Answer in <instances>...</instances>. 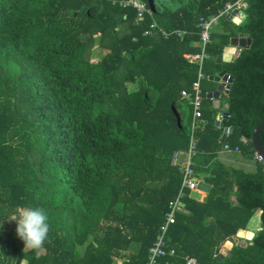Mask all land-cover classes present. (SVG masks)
I'll list each match as a JSON object with an SVG mask.
<instances>
[{"label": "trees", "instance_id": "trees-1", "mask_svg": "<svg viewBox=\"0 0 264 264\" xmlns=\"http://www.w3.org/2000/svg\"><path fill=\"white\" fill-rule=\"evenodd\" d=\"M121 1L0 0V264L147 262L181 184L170 161L188 144L192 112L181 94L197 78L184 55L200 52L199 21L236 0H139L149 11L141 16ZM245 2L240 25L221 18L212 29L195 136L205 165L228 145L253 168L194 167L210 191L204 202L194 200L202 192L183 200L187 213H176L166 238L175 255L156 264H264V163L250 143L264 120V0ZM232 38L251 45L226 63ZM223 71L229 117L218 127L206 86ZM18 207L46 210L44 251L24 249L8 220ZM256 212L260 231L235 244Z\"/></svg>", "mask_w": 264, "mask_h": 264}, {"label": "built area", "instance_id": "built-area-1", "mask_svg": "<svg viewBox=\"0 0 264 264\" xmlns=\"http://www.w3.org/2000/svg\"><path fill=\"white\" fill-rule=\"evenodd\" d=\"M95 1V0H90ZM120 5L125 7H132L137 10L138 15L141 16L143 13H149L144 3L139 0H127L121 1ZM247 7L245 0H236L232 3H227L223 8L218 10L214 15L207 19H201L198 23V45L200 47V52L196 55H186L185 59L190 64H195L197 66V78L192 83L190 91H183L181 97L188 103L191 107L192 116L189 123V138L188 144L185 149L175 150L171 155V166L175 167L181 177L180 188L176 196L168 203V212L165 215L162 224L158 228L156 237L148 250V258L146 264H156L158 259L164 258L166 256L175 255L174 250L166 249V238L169 227L175 223L176 213L184 212L183 200L186 197H191L193 192H202L199 190L198 185L202 182L196 175L194 170V157L198 154V139L195 136L197 122L202 116V91L201 82L204 79L202 74V64L203 61L208 58L205 53L206 47L210 43V35L212 29L217 25L219 19L225 18L227 21L234 19L233 12H244ZM157 28L155 22L152 23L150 29L145 33L146 35L151 34V30ZM160 33L165 37L171 35L183 38L187 32L185 31H171L165 32L160 30ZM227 91L226 87H223V92ZM229 115H222L221 121L224 118H228ZM228 130V129H227ZM223 152H233L239 153L238 148L230 149L228 145L223 147ZM254 160L262 162L261 158L254 153ZM186 264H197L196 260L193 258H185Z\"/></svg>", "mask_w": 264, "mask_h": 264}, {"label": "water", "instance_id": "water-1", "mask_svg": "<svg viewBox=\"0 0 264 264\" xmlns=\"http://www.w3.org/2000/svg\"><path fill=\"white\" fill-rule=\"evenodd\" d=\"M234 19L232 23L235 25H240L247 17L245 12H233ZM251 45L250 38H232L229 42V45L226 46L223 50L222 60L223 62L229 63L232 60H235L241 50L249 48ZM215 82L221 83L216 89V91L211 96H207L208 99L213 101V105L215 109L218 108L219 99L226 100L228 98V92L230 88V84L232 82V78L226 73V71L221 72L218 76H213ZM212 78V77H211ZM226 87L227 91L223 92V87ZM229 115L226 113H220L218 116V120L215 122L216 126H221V116ZM264 131V120L260 121L258 125L255 127L251 134L250 143L254 152L261 158L262 162L264 163V146L260 141V137L262 132ZM230 132V130L224 129L223 135H226ZM200 191L208 194L210 191V187L203 182H200L198 185ZM253 238V234L246 231V230H239L235 237L233 238V242L235 244H242L245 245V242H250ZM243 241V242H242ZM230 256V254H228ZM225 257V254L220 253L218 259L221 260Z\"/></svg>", "mask_w": 264, "mask_h": 264}, {"label": "clouds", "instance_id": "clouds-1", "mask_svg": "<svg viewBox=\"0 0 264 264\" xmlns=\"http://www.w3.org/2000/svg\"><path fill=\"white\" fill-rule=\"evenodd\" d=\"M8 220L16 222L15 232L24 249L39 253L46 242L50 243L49 216L43 207H18Z\"/></svg>", "mask_w": 264, "mask_h": 264}, {"label": "crops", "instance_id": "crops-1", "mask_svg": "<svg viewBox=\"0 0 264 264\" xmlns=\"http://www.w3.org/2000/svg\"><path fill=\"white\" fill-rule=\"evenodd\" d=\"M229 45V44H228ZM199 46V45H198ZM191 51V50H190ZM199 51H196V52H190L188 54H185L184 55V58L186 55H196L198 54ZM209 80L211 82L214 83L213 86L211 85H207L206 86V90H207V96H211L209 94H212L216 91L217 87L219 85H221V83H217L215 82V79L214 77H210ZM210 100V99H209ZM211 103H212V106L214 107L213 105V101L210 100ZM225 100L223 99H219V104H218V113H217V117H216V121L218 120V115L220 113H226V109H227V104L224 102ZM203 155H196L193 159V162H194V167L196 168H202L201 170H204L206 166H208L209 164H211L212 162L214 161H219L220 163H222L223 165L225 166H229V167H233V168H238V167H245L246 169H252L253 168V165L251 164V162H247V161H244L243 158L240 156V154L238 153H233V152H219L217 154H215V157H213V159H209L207 160V163L205 165V160L204 158L202 157ZM205 156H208V155H205ZM198 172V171H197ZM196 172V173H197ZM197 176L199 177V179L204 183V181L200 178V172L197 173ZM203 193V196L200 200H197V199H194L192 196V199L196 200V201H199V202H204V200L206 199L207 197V194L202 192ZM186 212V211H184ZM187 213V212H186ZM261 229V223H260V212H256L254 214V216L250 219V221L248 222L247 224V227H246V231L250 232L253 234L257 233L258 231H260ZM243 242V241H242ZM246 243V242H245ZM231 245H227L226 248L222 249L221 253L222 254H227L228 253V249ZM194 259V258H193Z\"/></svg>", "mask_w": 264, "mask_h": 264}, {"label": "rangeland", "instance_id": "rangeland-1", "mask_svg": "<svg viewBox=\"0 0 264 264\" xmlns=\"http://www.w3.org/2000/svg\"><path fill=\"white\" fill-rule=\"evenodd\" d=\"M92 54H93V58H97V59H100L101 55H100V50L99 48H97V46H95L93 48V51H92ZM129 90H134L135 89V86H130L129 85ZM248 169V168H247ZM259 213V212H258ZM229 245V244H228ZM230 248V247H229Z\"/></svg>", "mask_w": 264, "mask_h": 264}]
</instances>
